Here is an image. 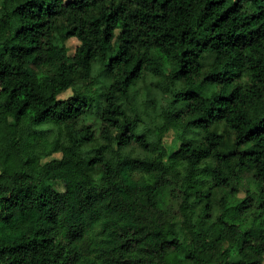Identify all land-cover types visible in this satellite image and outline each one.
<instances>
[{
    "label": "trees",
    "instance_id": "obj_1",
    "mask_svg": "<svg viewBox=\"0 0 264 264\" xmlns=\"http://www.w3.org/2000/svg\"><path fill=\"white\" fill-rule=\"evenodd\" d=\"M0 264H264V0H0Z\"/></svg>",
    "mask_w": 264,
    "mask_h": 264
},
{
    "label": "rangeland",
    "instance_id": "obj_2",
    "mask_svg": "<svg viewBox=\"0 0 264 264\" xmlns=\"http://www.w3.org/2000/svg\"><path fill=\"white\" fill-rule=\"evenodd\" d=\"M80 41L79 39H77L76 37H71L69 38L67 41H66V45H67V48H68V52L69 54H73L77 48V46L79 45ZM150 80V79H149ZM149 84L155 89V92H154V97H155V101H150V104H151V109H152V112H153V107L155 106V109L159 108V109H162L165 104L167 103V95L165 93H162L160 91H158L156 88H155V85L149 81ZM212 86H205L203 87V92H210L212 90ZM73 92L72 89H68L67 91L63 92L60 94V97H68L69 95H71ZM141 99V98H140ZM174 136V132H170L169 135L166 136L165 140L166 142H171L172 138ZM61 156V152L60 151H56V152H53L52 154L44 157V160H47V159H51L53 157H60ZM55 186L59 189H63V184L62 182L60 181H57L55 182ZM240 195H244V192L241 191Z\"/></svg>",
    "mask_w": 264,
    "mask_h": 264
}]
</instances>
